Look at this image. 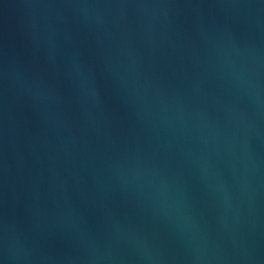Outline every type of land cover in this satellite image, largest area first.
<instances>
[{
	"label": "water",
	"instance_id": "obj_1",
	"mask_svg": "<svg viewBox=\"0 0 264 264\" xmlns=\"http://www.w3.org/2000/svg\"><path fill=\"white\" fill-rule=\"evenodd\" d=\"M0 264H264V0H0Z\"/></svg>",
	"mask_w": 264,
	"mask_h": 264
}]
</instances>
